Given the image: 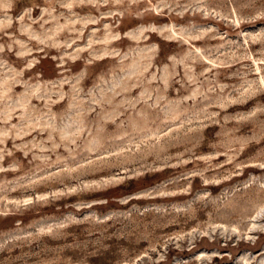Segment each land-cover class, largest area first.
<instances>
[{
	"label": "rangeland",
	"instance_id": "obj_1",
	"mask_svg": "<svg viewBox=\"0 0 264 264\" xmlns=\"http://www.w3.org/2000/svg\"><path fill=\"white\" fill-rule=\"evenodd\" d=\"M0 264H264V0H0Z\"/></svg>",
	"mask_w": 264,
	"mask_h": 264
}]
</instances>
